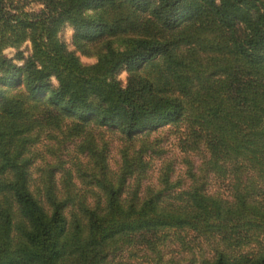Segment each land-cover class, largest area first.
<instances>
[{
  "label": "trees",
  "instance_id": "obj_1",
  "mask_svg": "<svg viewBox=\"0 0 264 264\" xmlns=\"http://www.w3.org/2000/svg\"><path fill=\"white\" fill-rule=\"evenodd\" d=\"M38 1L0 0V264H168L116 255L187 228L216 244L186 264H264V0ZM65 24L77 45H104L95 62L60 40ZM182 121L207 157L185 183L170 161L146 182L163 152L152 132ZM92 124L122 135L117 167ZM45 136L85 164L36 166ZM210 173L229 195L207 189Z\"/></svg>",
  "mask_w": 264,
  "mask_h": 264
},
{
  "label": "rangeland",
  "instance_id": "obj_2",
  "mask_svg": "<svg viewBox=\"0 0 264 264\" xmlns=\"http://www.w3.org/2000/svg\"><path fill=\"white\" fill-rule=\"evenodd\" d=\"M23 4L25 9L36 12L43 7V4L38 0H17ZM58 36L62 40L68 49L73 50L83 63H92L97 59L98 54L104 50L102 43L97 45L79 46L73 40V27L69 24H65L59 31ZM103 46V47H102ZM19 49L22 55L25 57L30 52V42L26 41L21 44ZM8 57H15L14 61L17 64H21L22 60L18 59L15 54L17 49L14 47H7L3 51ZM117 79L120 80L122 85L127 82L128 72L125 67L118 70L116 74ZM49 81L56 85L57 82L53 76L49 78ZM92 130L101 132L105 138L109 140V163L112 167H117L120 161L119 148L124 143L122 135L118 131H112L108 128L98 127L91 125ZM185 122L182 121L177 125L166 124L158 127L151 134L152 137H156V142L162 147V153L159 155L152 154V164L147 171L145 178L146 182H155L158 167L167 161H170L173 165L172 178L181 179L186 182V167L187 161L193 163L194 169L200 165L207 157V150L203 147H193L191 145L190 138L185 135ZM34 149L38 151V156L35 161V165L44 164L41 156L44 160L63 164L65 167H72L73 169L79 167V163L85 164V157L80 155L74 146L73 142H65L58 145L54 140L42 137ZM34 166L33 174L36 176L38 170ZM206 187L211 192H220L222 195H229L228 178L218 176L210 173L207 176ZM148 235L147 233L144 234ZM262 243L264 244L263 235L260 236ZM153 240H156L153 238ZM216 244L214 238L205 237L199 234L197 231L187 229H171L167 232L166 237L163 240H157L154 242L155 248L151 249L147 246L144 239L140 238L133 245L123 248L116 258L124 259L127 261H153L155 258L160 257L161 262L170 264L180 263L186 264L192 259L199 260L203 256H210L213 253V247Z\"/></svg>",
  "mask_w": 264,
  "mask_h": 264
}]
</instances>
